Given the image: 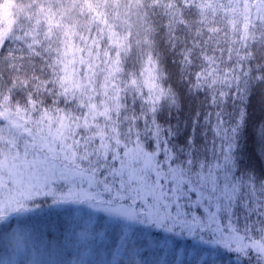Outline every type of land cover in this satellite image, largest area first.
<instances>
[{
    "label": "snow or ice",
    "instance_id": "6c2138e0",
    "mask_svg": "<svg viewBox=\"0 0 264 264\" xmlns=\"http://www.w3.org/2000/svg\"><path fill=\"white\" fill-rule=\"evenodd\" d=\"M45 206L102 264H264V0H0L6 248Z\"/></svg>",
    "mask_w": 264,
    "mask_h": 264
},
{
    "label": "rangeland",
    "instance_id": "374dc122",
    "mask_svg": "<svg viewBox=\"0 0 264 264\" xmlns=\"http://www.w3.org/2000/svg\"><path fill=\"white\" fill-rule=\"evenodd\" d=\"M45 213H47V209H45ZM43 214L36 217L35 221H38ZM51 215L57 217L55 213ZM58 219L63 220L64 228L50 237L43 231V227L38 228L39 231H37L31 223L24 225L32 239L25 249L18 252L11 247L5 248L8 254L5 256L4 252L0 253V264L4 260L11 261V264H30L32 260L38 261L39 264H102L104 260L111 261L113 259L111 253L115 252V248L112 247L111 237L106 233V223L99 216L93 225L96 229L95 240L87 244L71 235L67 215L62 213ZM13 227L16 225L13 224ZM108 231L111 230L108 229ZM3 247L5 246L3 245Z\"/></svg>",
    "mask_w": 264,
    "mask_h": 264
},
{
    "label": "trees",
    "instance_id": "16d2710c",
    "mask_svg": "<svg viewBox=\"0 0 264 264\" xmlns=\"http://www.w3.org/2000/svg\"><path fill=\"white\" fill-rule=\"evenodd\" d=\"M259 115V108L255 107L254 116ZM45 209H47V206H45ZM53 217L54 215L49 216L47 213H44L38 221H35L34 224H31L35 226L37 231H39L38 228L43 227V231H45L46 235L50 237L58 230L60 231L64 228L63 220L58 219V216L54 218ZM142 239L145 242L141 247L140 252L146 257L149 264H152L153 261H156L157 264H185V261L190 259V257H186L184 255L183 248H176L173 251V246L171 243L165 245L161 237L146 236ZM157 241H159V243H157ZM3 245V241H0V253L5 252L6 250V247H3ZM212 258L216 259V264H236L235 254L228 253L224 249L220 250V255L218 258L215 252L212 254ZM137 259H139V257H137Z\"/></svg>",
    "mask_w": 264,
    "mask_h": 264
},
{
    "label": "clouds",
    "instance_id": "9594fccd",
    "mask_svg": "<svg viewBox=\"0 0 264 264\" xmlns=\"http://www.w3.org/2000/svg\"><path fill=\"white\" fill-rule=\"evenodd\" d=\"M7 254H8V253L5 251V252H4V255L7 256Z\"/></svg>",
    "mask_w": 264,
    "mask_h": 264
}]
</instances>
